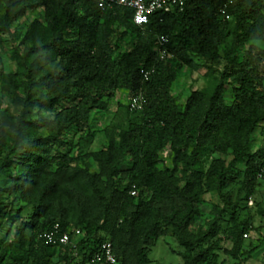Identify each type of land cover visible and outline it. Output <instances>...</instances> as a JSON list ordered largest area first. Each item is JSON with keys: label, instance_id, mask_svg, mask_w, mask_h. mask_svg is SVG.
<instances>
[{"label": "trees", "instance_id": "16d2710c", "mask_svg": "<svg viewBox=\"0 0 264 264\" xmlns=\"http://www.w3.org/2000/svg\"><path fill=\"white\" fill-rule=\"evenodd\" d=\"M37 9L44 21H27ZM129 33L134 43L122 51ZM221 63L206 88L177 102L172 85L183 65L213 75ZM120 91L142 93L143 107L129 108L137 119L127 127L106 130L107 146L90 154L92 172L73 149L92 136V113ZM257 130L264 139V0H185L144 25L134 23L132 8H101L97 0H0V228L8 225L0 264H49L54 253L59 264H95L106 238L118 264H145L161 234L176 238L185 264H218L221 232L238 258L251 225L239 218L231 185L240 182L248 197L264 179V146L251 149ZM77 185L98 196V212L71 218L63 209ZM204 192L219 201L194 225ZM56 223L82 235L75 244L46 243L42 234Z\"/></svg>", "mask_w": 264, "mask_h": 264}, {"label": "rangeland", "instance_id": "374dc122", "mask_svg": "<svg viewBox=\"0 0 264 264\" xmlns=\"http://www.w3.org/2000/svg\"><path fill=\"white\" fill-rule=\"evenodd\" d=\"M39 19L44 21V12L42 9L35 11H29L26 14L27 21L33 19ZM134 35L128 34L121 43V50H128L134 43ZM2 66L5 71H10L12 68L11 61L8 56L2 55ZM213 75L205 74L206 68L200 70H191L183 65L177 75L176 80L172 85V93L175 96L177 102L180 105H185L186 100L190 93L195 89L206 88L212 78L218 75V71L224 68V63L213 65ZM224 97L227 102H232V91L227 88L224 91ZM132 96L127 91H120L118 94L108 100V108L106 110H96L92 113V120L90 125V131L92 136L83 139L78 142L77 148L73 149L75 153H80L83 158L91 164V171L96 172L98 169L94 163V160L90 156L91 152L104 149L107 144L106 130L116 127H127L129 122L137 119V114L133 113L129 109V102ZM45 114L48 112L45 111ZM36 116H34L35 118ZM37 136L40 133L36 134ZM76 137L74 142L77 141ZM264 146V139L260 136L259 130L254 134V140L251 146L252 150L259 149ZM219 156V153H210L202 158V165L207 167L212 158ZM241 177H237V179ZM66 183H71L66 179H63ZM101 187L106 194L108 189L105 183L100 180ZM76 189V197L73 203L63 204V209L70 215L71 218H75L81 211L98 212L101 207V200L98 196L91 192L90 188L85 185L80 187V190ZM232 197L238 202V216L240 219L250 223L251 229L247 231V235H243V253L234 258L227 250L232 248V243L226 238L224 232H221L216 238L220 239V248L216 250L218 253V264H264V215L262 210L264 209V179L259 181V184L255 187L253 193L250 196L245 195V190L241 188V183L234 181L231 185ZM202 202L200 204V212L194 219V225L201 224L208 216L209 211L214 203L219 201L218 195L210 192H204L202 195ZM62 207L57 208V211H61ZM63 211V210H62ZM111 215L114 213V207L110 209ZM110 215V213H109ZM227 219L229 216H226ZM110 225V224H109ZM227 222H224V229L227 227ZM8 225L1 226L0 233L4 235L6 233ZM223 229V230H224ZM30 231H26V242L24 247L27 248L30 244L29 241ZM184 248L178 243L176 238L171 234H161L155 238L148 246V259L145 264H185L181 252ZM38 253H42V249H38ZM131 258L127 264H131ZM12 261L10 260L9 264ZM20 264H30L23 261ZM49 264H59L58 255L53 254L49 259Z\"/></svg>", "mask_w": 264, "mask_h": 264}, {"label": "built area", "instance_id": "2783aa9c", "mask_svg": "<svg viewBox=\"0 0 264 264\" xmlns=\"http://www.w3.org/2000/svg\"><path fill=\"white\" fill-rule=\"evenodd\" d=\"M235 0H226L227 4L233 3ZM101 8H113L116 5L125 6L133 9V21L137 25L146 24L150 15L158 11H170L174 8H183L185 0H97ZM225 12V9L222 10ZM228 17V16H227ZM168 42L167 36L160 38L159 54L161 58L167 57L166 43ZM143 75L147 77L150 70H143ZM143 107V95L138 93L132 96L129 102L131 110H140ZM264 171V165L262 167ZM261 176V175H260ZM133 194L135 191L132 192ZM82 235L80 229H73L71 231H62L58 223L50 230L42 234L46 243L54 245H67L75 244V238ZM247 235L246 233L244 234ZM92 262L95 264H118V258L114 252L112 242L109 238L104 239L99 244L98 249L94 252Z\"/></svg>", "mask_w": 264, "mask_h": 264}]
</instances>
